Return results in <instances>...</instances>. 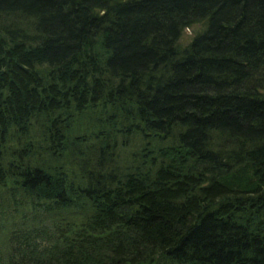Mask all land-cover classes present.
<instances>
[{
  "label": "trees",
  "instance_id": "16d2710c",
  "mask_svg": "<svg viewBox=\"0 0 264 264\" xmlns=\"http://www.w3.org/2000/svg\"><path fill=\"white\" fill-rule=\"evenodd\" d=\"M9 228L0 264H264V0H0Z\"/></svg>",
  "mask_w": 264,
  "mask_h": 264
},
{
  "label": "rangeland",
  "instance_id": "374dc122",
  "mask_svg": "<svg viewBox=\"0 0 264 264\" xmlns=\"http://www.w3.org/2000/svg\"><path fill=\"white\" fill-rule=\"evenodd\" d=\"M198 29H199L198 25H196L194 27L186 28L182 32V35H181V37L179 39L180 44H187L189 42V40L192 38V36L194 35L195 31L198 30ZM12 207L14 208L13 205H12ZM12 207H10V208H12ZM11 229H13V228H9L8 232H3V231H6V230L2 231V229H0V260L3 259V257L5 256V253H7V250L10 249V244H11L12 248L19 246V242H16L15 240H9L8 239L7 243H6V236H5L4 233H8L10 235Z\"/></svg>",
  "mask_w": 264,
  "mask_h": 264
}]
</instances>
